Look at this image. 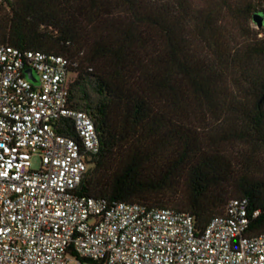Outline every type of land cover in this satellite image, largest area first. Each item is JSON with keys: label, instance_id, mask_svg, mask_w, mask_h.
Instances as JSON below:
<instances>
[{"label": "trees", "instance_id": "obj_1", "mask_svg": "<svg viewBox=\"0 0 264 264\" xmlns=\"http://www.w3.org/2000/svg\"><path fill=\"white\" fill-rule=\"evenodd\" d=\"M262 3L0 0V44L66 58L69 105L92 120L77 194L168 207L198 230L246 198L249 233L264 232Z\"/></svg>", "mask_w": 264, "mask_h": 264}, {"label": "built area", "instance_id": "obj_2", "mask_svg": "<svg viewBox=\"0 0 264 264\" xmlns=\"http://www.w3.org/2000/svg\"><path fill=\"white\" fill-rule=\"evenodd\" d=\"M67 68L63 56L0 44V264H264V232L249 233L260 209L246 198L198 230L168 207L77 194L98 138L69 105Z\"/></svg>", "mask_w": 264, "mask_h": 264}, {"label": "rangeland", "instance_id": "obj_3", "mask_svg": "<svg viewBox=\"0 0 264 264\" xmlns=\"http://www.w3.org/2000/svg\"><path fill=\"white\" fill-rule=\"evenodd\" d=\"M263 7H264V3H262ZM260 11V10H259ZM262 15H264V12H261ZM249 25L253 28V29H263L264 28V18L262 19V25L261 27L257 28L256 24L253 20H250ZM30 163H31V168L32 169H38L39 165H40V160L39 157L37 155H32L30 158ZM80 264H95L92 261L89 260H85V259H79ZM68 264H75V261H69Z\"/></svg>", "mask_w": 264, "mask_h": 264}, {"label": "water", "instance_id": "obj_4", "mask_svg": "<svg viewBox=\"0 0 264 264\" xmlns=\"http://www.w3.org/2000/svg\"><path fill=\"white\" fill-rule=\"evenodd\" d=\"M263 18H264V15H262L261 12H258V13L256 12V13L252 14V20L255 22L257 28L261 27ZM24 72L26 73L27 77L31 81H35V78H34V76H33V74H32L30 69H25ZM263 98H264V90H263V93H262V95L260 97V100L263 99Z\"/></svg>", "mask_w": 264, "mask_h": 264}]
</instances>
